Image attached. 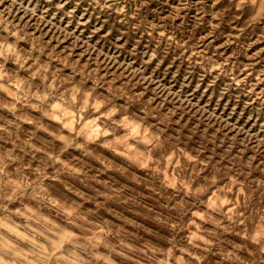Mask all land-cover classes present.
I'll use <instances>...</instances> for the list:
<instances>
[{
  "label": "clouds",
  "instance_id": "clouds-1",
  "mask_svg": "<svg viewBox=\"0 0 264 264\" xmlns=\"http://www.w3.org/2000/svg\"><path fill=\"white\" fill-rule=\"evenodd\" d=\"M97 2L100 10L119 6L121 13L127 12L123 0ZM19 3L11 0L0 9V93L4 94L0 108L11 114L0 123V133L5 134L0 140L11 145L0 154V264H145V257L155 258V264H205L209 252L217 253L220 264H264V210L251 200L252 191L262 185L250 189L248 172L264 165L259 155L264 153V132L257 128L253 133L259 135L244 133L243 144L230 137L221 144L224 133H217V128L225 123L218 119L222 106L213 112V103L205 110L206 101L193 107L181 99L177 109L182 106L183 110L168 111L167 98L152 96L143 112L134 105L128 107V99L148 94L133 83L136 77H130L122 64L101 51L92 49L91 54L74 57L71 49L57 51L33 31L27 34L35 35L36 41L23 51L18 45L24 29L14 19ZM248 3L236 0L235 10L243 12ZM251 4L256 6L255 13L244 12L241 19L264 24V0H251ZM100 33H105L103 27ZM200 55H205L203 49ZM226 63L215 64L211 70L218 74ZM68 68L72 71L67 72ZM250 68L241 71L236 83L248 85L245 101L251 107L264 104V73L254 74ZM24 72L30 75L25 77ZM253 75L255 79L249 81ZM158 107L163 119L155 128L147 112ZM25 108L31 111L22 112ZM24 125L32 126L28 135L20 134ZM177 125L176 133H171L170 128ZM40 132L46 133L43 141ZM98 142L114 155L97 161V184L104 183L102 175L117 166L127 167L124 161H129L140 170L162 175L164 188L174 196L172 209L191 204L183 227L178 221L171 224L187 231L185 245L169 238L167 248L154 247L155 241L143 239L131 218L127 228L105 226L93 218L106 193L95 185L91 192L81 187L93 169L69 160L65 153L90 150ZM28 155L31 159L25 162ZM241 163L244 170H238ZM66 172L79 181L64 184ZM93 202L96 208L86 207ZM230 225L243 228L237 246L217 250ZM118 233L123 235L114 238Z\"/></svg>",
  "mask_w": 264,
  "mask_h": 264
},
{
  "label": "rangeland",
  "instance_id": "rangeland-1",
  "mask_svg": "<svg viewBox=\"0 0 264 264\" xmlns=\"http://www.w3.org/2000/svg\"><path fill=\"white\" fill-rule=\"evenodd\" d=\"M123 3L127 12L121 13L123 9L119 6L110 11L100 10L97 0H20L14 11V19L24 29L20 33L23 40L18 46L23 51L31 48L36 36L27 33L33 31L57 51L71 49L74 57H83L85 52L91 54L92 49L101 51L105 57L122 64L130 77H136L133 83L148 94L143 99L134 96L127 100L128 107L134 105L141 112L145 111L152 96L162 101L167 98L168 111L177 109L181 99L189 101L193 107L206 101L203 104L205 110L215 103L213 112L222 106L218 119L225 123L223 128H217V133H224L221 144H225L229 137L239 139L243 144L244 133L259 135V132H264V104L258 102L250 107L245 101L248 85L236 83L245 67H251L254 74L264 73V24L258 20L241 19L244 12L255 13L256 6L251 4V0L243 12L235 10L236 0H123ZM10 4L11 0H4L0 9ZM102 27L104 34L100 33ZM201 49L205 52L203 56L200 55ZM224 61H227L226 66L218 74L211 70L213 65ZM9 70L14 71L15 68ZM71 71V68L67 69V72ZM29 75L28 72L23 73L25 77ZM248 79L254 80L255 75ZM253 87H256L255 83ZM0 100H4L3 93H0ZM177 110H183L182 106ZM21 111L27 113L31 109ZM147 115L153 118V127L161 126L163 111L159 107L155 111L149 110ZM10 117V113L0 108V123ZM46 123L54 127L51 122ZM188 125H191V118ZM178 127L170 128V132L176 133ZM31 128V125H24L20 134L28 135ZM257 128L259 132L254 134L253 130ZM38 135L41 141L46 137L44 132ZM193 139L189 137V140ZM10 146L0 140V154ZM112 155L99 142L90 150L65 153L69 160L93 169V175L86 177L81 187H87L91 192L95 185L106 193L100 197L102 203L93 213V218L113 228L120 224L127 228L131 218L137 222L135 230L142 233L143 239L155 241L154 247L167 248L169 238L175 244L185 245L187 231L180 232L171 224L178 221L183 227L188 219L185 213L190 215L191 204L172 209L170 204L174 196L164 188L162 175L140 170L129 161H124L127 167L117 166L106 176L102 175L100 179L104 183L97 184L94 179L97 161L107 160ZM259 155L264 159V153ZM29 159L30 155L25 162ZM133 167H137V171H132ZM238 170H244L243 163ZM248 172L250 189L262 185L258 191H252L251 200L264 210V165L248 169ZM79 179L66 172L63 183ZM196 206H201L199 198ZM86 207L96 208L97 205L93 202ZM242 231L241 226L230 225V231L223 234L217 250L224 245L237 246ZM121 235L123 233H118L114 238ZM243 243L247 244V241ZM216 255V252H209L205 264H220ZM144 259L145 264H155V258Z\"/></svg>",
  "mask_w": 264,
  "mask_h": 264
}]
</instances>
